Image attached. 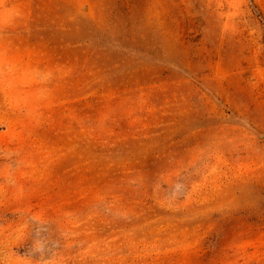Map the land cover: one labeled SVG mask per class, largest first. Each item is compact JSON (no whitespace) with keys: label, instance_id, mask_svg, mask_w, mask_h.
<instances>
[{"label":"rangeland","instance_id":"obj_1","mask_svg":"<svg viewBox=\"0 0 264 264\" xmlns=\"http://www.w3.org/2000/svg\"><path fill=\"white\" fill-rule=\"evenodd\" d=\"M0 264H264V0H0Z\"/></svg>","mask_w":264,"mask_h":264}]
</instances>
